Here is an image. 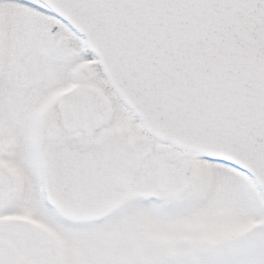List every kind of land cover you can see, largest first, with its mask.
<instances>
[{
    "label": "snow or ice",
    "instance_id": "6c2138e0",
    "mask_svg": "<svg viewBox=\"0 0 264 264\" xmlns=\"http://www.w3.org/2000/svg\"><path fill=\"white\" fill-rule=\"evenodd\" d=\"M0 264H264V0H0Z\"/></svg>",
    "mask_w": 264,
    "mask_h": 264
}]
</instances>
